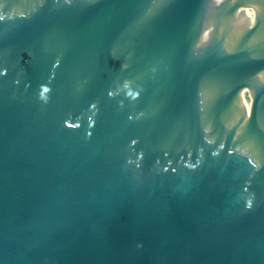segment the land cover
Wrapping results in <instances>:
<instances>
[{"label": "water", "instance_id": "water-1", "mask_svg": "<svg viewBox=\"0 0 264 264\" xmlns=\"http://www.w3.org/2000/svg\"><path fill=\"white\" fill-rule=\"evenodd\" d=\"M0 264H264V0H0Z\"/></svg>", "mask_w": 264, "mask_h": 264}]
</instances>
